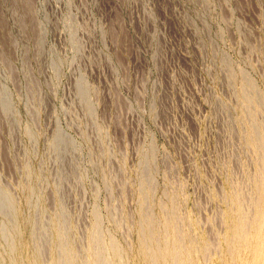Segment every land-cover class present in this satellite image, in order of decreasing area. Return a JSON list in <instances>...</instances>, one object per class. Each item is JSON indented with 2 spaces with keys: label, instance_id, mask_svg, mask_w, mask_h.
<instances>
[{
  "label": "rangeland",
  "instance_id": "374dc122",
  "mask_svg": "<svg viewBox=\"0 0 264 264\" xmlns=\"http://www.w3.org/2000/svg\"><path fill=\"white\" fill-rule=\"evenodd\" d=\"M0 264H264V0H0Z\"/></svg>",
  "mask_w": 264,
  "mask_h": 264
}]
</instances>
